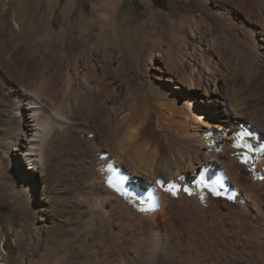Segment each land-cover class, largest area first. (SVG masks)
<instances>
[{"label": "bare ground", "instance_id": "1", "mask_svg": "<svg viewBox=\"0 0 264 264\" xmlns=\"http://www.w3.org/2000/svg\"><path fill=\"white\" fill-rule=\"evenodd\" d=\"M92 1L0 0V264H264V0Z\"/></svg>", "mask_w": 264, "mask_h": 264}, {"label": "rangeland", "instance_id": "2", "mask_svg": "<svg viewBox=\"0 0 264 264\" xmlns=\"http://www.w3.org/2000/svg\"><path fill=\"white\" fill-rule=\"evenodd\" d=\"M65 0H59V6ZM148 4L143 0H124V4L120 8V12H128L133 16L142 19L146 16L147 6L152 9L166 10L171 9L175 5L184 12H187L188 7H192L196 0H147ZM23 3V0H20ZM92 0H80V6L83 10L89 11ZM57 7L53 14V25L57 27L61 21L59 16L60 7ZM211 10H216L212 8ZM77 11H75L76 13ZM98 32V30L96 31ZM139 38L141 34H136ZM151 37L161 38L158 34H150ZM149 36V37H150ZM56 49V48H55ZM27 166V165H26ZM17 203L12 196L7 192L4 193L0 189V240L4 243L6 251L10 256H16L19 254L16 242H20L22 249L28 246L27 235L28 233L23 230V227L27 225V219L24 213H20L17 207ZM24 217V218H23ZM21 234V235H20Z\"/></svg>", "mask_w": 264, "mask_h": 264}, {"label": "snow or ice", "instance_id": "3", "mask_svg": "<svg viewBox=\"0 0 264 264\" xmlns=\"http://www.w3.org/2000/svg\"><path fill=\"white\" fill-rule=\"evenodd\" d=\"M238 135H240V136H244V135H246V133H239ZM156 183H158V184H160V183H162V181H156ZM186 191H187V189H185Z\"/></svg>", "mask_w": 264, "mask_h": 264}]
</instances>
